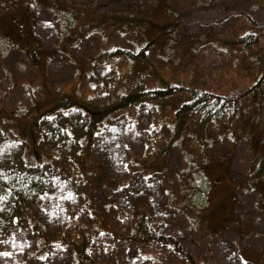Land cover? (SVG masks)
<instances>
[{
	"label": "rangeland",
	"instance_id": "rangeland-1",
	"mask_svg": "<svg viewBox=\"0 0 264 264\" xmlns=\"http://www.w3.org/2000/svg\"><path fill=\"white\" fill-rule=\"evenodd\" d=\"M1 184L0 264H264V0H0Z\"/></svg>",
	"mask_w": 264,
	"mask_h": 264
},
{
	"label": "trees",
	"instance_id": "trees-1",
	"mask_svg": "<svg viewBox=\"0 0 264 264\" xmlns=\"http://www.w3.org/2000/svg\"><path fill=\"white\" fill-rule=\"evenodd\" d=\"M166 96V95H165ZM220 99V98H219ZM194 107H195V110L197 111V112H203L204 111V114H203V116H204V121H207V120H209L208 119V116H206V115H209L210 113H211V111L213 112V108H215L216 107V105L219 103L217 100H215V103L214 104H210V105H207V102H208V100H209V97H207V96H205V95H201V96H199V95H196V97H194ZM225 104H227V101L224 103V104H222L221 106H220V114H221V107H224L225 106ZM190 111L191 110V108H187L186 107V111ZM219 112L216 114V115H214L213 117H212V119H214V120H218L219 118H220V114H219ZM180 113H182V112H180ZM185 112H183L182 114H184ZM181 114V115H182ZM206 114V115H205ZM180 115V116H181ZM42 130V129H41ZM1 189H3L2 188V184L0 185V190ZM1 193H3V194H5V190H3L2 192H0V194ZM17 197H21L19 194L16 196V198ZM18 206H19V204H18ZM6 210H8L9 211V213L8 214H6L5 215V217L7 218V221L8 222H4V225L6 226V227H4L3 225H0V238L1 237H4V238H8V239H11L10 237H9V231H8V229H7V227H9V226H7L9 223L10 224H12V221H13V219H14V214H15V208H13V206H7V208H6ZM17 213V212H16ZM14 222H15V220H14ZM7 229V230H6ZM145 235H146V237L144 236L143 238H142V240H141V242L143 243V244H146V243H149L150 241H152V240H156L157 238H151V237H149L148 235H150V234H152V231L149 229V228H147V224H145ZM168 242H170L171 244H172V246H175V250H176V246L178 245L175 241H173V240H170V241H163L162 243L163 244H166V243H168Z\"/></svg>",
	"mask_w": 264,
	"mask_h": 264
},
{
	"label": "flooded vegetation",
	"instance_id": "flooded-vegetation-1",
	"mask_svg": "<svg viewBox=\"0 0 264 264\" xmlns=\"http://www.w3.org/2000/svg\"><path fill=\"white\" fill-rule=\"evenodd\" d=\"M21 29H23L24 27H25V25L22 23L20 26H19ZM26 33H28L27 34V36L29 35V31H27ZM15 34H17V32H15ZM21 37H23V36H20L19 38H21ZM29 44V43H28ZM30 51H32V50H30Z\"/></svg>",
	"mask_w": 264,
	"mask_h": 264
}]
</instances>
